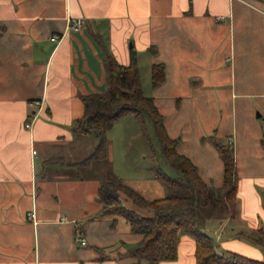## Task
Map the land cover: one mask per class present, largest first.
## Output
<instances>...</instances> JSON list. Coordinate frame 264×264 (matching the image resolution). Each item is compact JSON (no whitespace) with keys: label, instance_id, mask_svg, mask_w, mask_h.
I'll return each instance as SVG.
<instances>
[{"label":"crops","instance_id":"obj_1","mask_svg":"<svg viewBox=\"0 0 264 264\" xmlns=\"http://www.w3.org/2000/svg\"><path fill=\"white\" fill-rule=\"evenodd\" d=\"M70 18L80 29L70 28ZM105 48L123 64L137 52L140 69H148L144 92L207 182L213 175L221 184L217 143H231L237 215L248 227L219 218L217 250L264 258L259 246L237 236L264 216V0H0V264L137 263L127 249L141 235L124 216L104 213L99 200L100 180L115 171L113 127L107 159L43 164L52 155L79 160L95 147L73 125L83 95L107 90ZM159 62L165 79L154 86L151 67ZM36 99L40 106L31 104ZM74 143L77 152L57 148ZM143 192L164 196L158 183ZM120 199L147 212L124 193ZM195 249V239L182 234L177 258L158 264H196Z\"/></svg>","mask_w":264,"mask_h":264},{"label":"trees","instance_id":"obj_2","mask_svg":"<svg viewBox=\"0 0 264 264\" xmlns=\"http://www.w3.org/2000/svg\"><path fill=\"white\" fill-rule=\"evenodd\" d=\"M104 50L107 91L84 94L83 114L73 125L75 134L94 132L98 138L97 144L79 160L68 159L62 154L49 156L43 162L44 167L51 164L82 167L93 160H105L109 154L107 133L121 115L133 113L146 135L149 119L166 160L178 172L177 176H171L159 166L153 168L154 176L167 184L169 193L147 198L111 168L106 171L99 185L103 212L124 216L132 231L141 235L139 241L127 249V253L136 257V264H158L162 260H173L178 255L181 235L188 234L196 242V264H264V258L251 257L237 251L219 252L216 237L198 224L199 206L209 205L214 212L220 208V212H223L220 218L236 217L238 213L239 175L231 143H217L224 160V171L222 182L215 189L202 177L198 165L178 150L179 138L169 134L164 114L154 97L144 92L137 52L132 49L130 62L123 64L110 50ZM164 79L165 65L154 63L151 67L152 84L157 86ZM262 144L264 147V138ZM122 193L138 206L152 210L151 214H142L136 208L123 205L120 199ZM237 236L264 251L263 227L242 230Z\"/></svg>","mask_w":264,"mask_h":264},{"label":"rangeland","instance_id":"obj_3","mask_svg":"<svg viewBox=\"0 0 264 264\" xmlns=\"http://www.w3.org/2000/svg\"><path fill=\"white\" fill-rule=\"evenodd\" d=\"M142 76L145 88L147 89V73L148 69L144 67L142 63ZM150 77V76H149ZM149 81V80H148ZM107 91V90H106ZM35 113L30 112L31 116H34ZM132 121V122H131ZM132 123V125H131ZM147 135L142 130L139 122L135 119L133 113H128L126 115L120 116L113 125V128L110 130L111 136L110 140L115 147L116 158L115 160V171L121 176L126 182H132L134 187L140 190L143 194L146 187H151L152 183H158L161 187L164 195L169 193V187L162 180L157 179L154 176L153 168L155 166L161 167L162 170L167 172L171 176H177V170L171 166L166 160L163 151L161 149L160 143L156 137L154 127L150 120H147L146 124ZM109 133V132H108ZM213 138L220 139V136H217L214 132ZM108 136V135H107ZM180 135H177L179 137ZM209 136V134H207ZM112 138V139H111ZM87 139L91 146H95L98 142V138L94 132L88 133ZM222 140V139H221ZM86 148L88 145H85ZM84 146V147H85ZM82 146V150L84 148ZM52 148V147H51ZM61 150L78 151L79 144L74 143L71 145H58ZM84 151V150H83ZM77 153L72 154L71 158H77ZM105 163V162H103ZM209 184L218 189L219 186L216 185L215 176L211 175L208 179ZM131 184V183H129ZM132 185V184H131ZM145 195V194H144ZM142 210H147V212H142V214H151L150 209L141 207ZM221 209L217 211H212L211 206L203 205L198 207V224L199 226L206 230L215 238L214 230L218 227L219 216L223 214L220 212ZM231 223L244 224L248 227V221L240 219L239 215L236 217H231ZM259 227L264 228V216H258ZM207 226H209L207 229ZM220 228V227H219ZM218 244V243H217ZM219 246V245H217Z\"/></svg>","mask_w":264,"mask_h":264},{"label":"built area","instance_id":"obj_4","mask_svg":"<svg viewBox=\"0 0 264 264\" xmlns=\"http://www.w3.org/2000/svg\"><path fill=\"white\" fill-rule=\"evenodd\" d=\"M216 18H217V20H221V19H226V16H225V15H218ZM69 26H70V28H72L73 30H78V29H80V27H81V21H80L79 19H76V18H70V19H69ZM63 34H64V33H61V34H54V35L51 37V39H52V40H55V41H58V40L63 36ZM41 103H42V100H41V99H36V100L31 101V104H32V105H35V106H40ZM32 119H34V116H33ZM32 119H31V120H28V121L26 122V127H31V125H32V122H31ZM33 152L35 153V152H36V149H33ZM34 216H35L34 211H30V212H29V217H34ZM215 234H216L217 237H219V235H218L217 232H215ZM79 241H80L81 244H86V243H87L85 237H80V236H79Z\"/></svg>","mask_w":264,"mask_h":264}]
</instances>
